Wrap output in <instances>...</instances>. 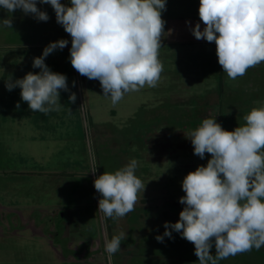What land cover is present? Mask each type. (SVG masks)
<instances>
[{
  "label": "rangeland",
  "instance_id": "1",
  "mask_svg": "<svg viewBox=\"0 0 264 264\" xmlns=\"http://www.w3.org/2000/svg\"><path fill=\"white\" fill-rule=\"evenodd\" d=\"M37 4L53 13L48 16L54 27L43 29L46 23L39 22L37 33L28 28L16 42L34 45H0V264H82L78 255L86 251L87 264L94 257L96 264H198L194 245L179 233L172 231V238L163 242L156 239L165 222L179 220L183 178L211 158L208 153L203 159L194 155L186 137L204 118H216L228 131L243 125L244 115L264 105V63L236 80L222 72L221 90L219 75L212 71L218 63L215 42L197 40L190 30L196 23L201 30L205 27L199 20V0H166L161 80L155 88L126 94L113 106L98 80L72 67L71 37L57 23L51 5ZM62 4L70 6L69 0ZM8 15L0 8V20ZM12 18L18 25L22 18L32 24L35 20L21 10ZM59 39L68 45L46 57L45 64L66 75L70 91H60L61 111L33 113L21 100V89L8 91L5 83L39 73L33 58ZM70 93L76 94L75 103L69 102ZM131 159L138 161L136 175L145 189L134 211L105 218L98 211L101 196L93 182ZM121 231L127 239L109 259L105 240ZM211 253L215 255L214 246ZM219 264H264V247Z\"/></svg>",
  "mask_w": 264,
  "mask_h": 264
},
{
  "label": "clouds",
  "instance_id": "2",
  "mask_svg": "<svg viewBox=\"0 0 264 264\" xmlns=\"http://www.w3.org/2000/svg\"><path fill=\"white\" fill-rule=\"evenodd\" d=\"M37 2L0 0V8L11 14L0 20V27L12 29L16 10L47 22L49 16ZM39 3L51 5L57 23L70 35L72 67L81 76L98 80L103 97L113 106L126 94L158 86L164 70L159 50L166 0H70V6L61 0ZM198 15L205 27L201 30L196 23L191 33L197 40L215 42L218 63L229 79L243 77L264 63V0H199ZM68 43L66 39L50 42L41 56L33 58L32 67L39 68V73L6 81L8 91L21 89V100L33 113L62 110L60 91H70L67 77L53 72L45 58ZM76 98L70 93L68 99L75 103ZM243 120V125L228 131L216 118H204L186 137L194 155L203 159L208 153L211 158L183 178L185 195L179 203L184 208L179 220L165 222L164 233L156 239L163 242L164 237L172 238V231L179 233L194 245L198 264H219L264 247V105L253 107ZM137 167L138 161L131 159L95 178L94 188L101 196L98 211L105 218H123L135 210L146 186L136 175ZM126 239L127 233L121 231L105 240L109 259Z\"/></svg>",
  "mask_w": 264,
  "mask_h": 264
},
{
  "label": "crops",
  "instance_id": "3",
  "mask_svg": "<svg viewBox=\"0 0 264 264\" xmlns=\"http://www.w3.org/2000/svg\"><path fill=\"white\" fill-rule=\"evenodd\" d=\"M61 3H62V0H61ZM39 4H37V7H40V6H38ZM44 6L46 7V6H50L49 4H44ZM51 8V7H50ZM47 9V8H46ZM40 10H42L41 9V7H40ZM50 11H48V13L47 14H50L49 16H51L53 13H49ZM2 19H4V18H2ZM1 19V20H2ZM21 22V24L22 23H24L25 22V24L24 25H21V24H19L18 25V22H17V20L15 21V18L13 19V26H12V29H9V28H4V27H0V45H7V46H9V45H13V46H31V45H34V44H28V43H21V44H19L18 45V43L16 44V42H19L20 41V39L21 38H24L25 37V33L27 32V29L28 28H30V30H32V32L33 33H37L38 32V30H39V27H38V25H39V22H43V21H38V20H33V22L34 23H36V26H35V24L33 23H29V21H27L26 19H24V18H22V20H20ZM48 21H50V20H48ZM44 23H46V25L47 26H44L43 24H41V28H46L47 27V30L49 29V25L48 24H51L52 26L54 25V24H52V22L50 21L49 23L48 22H44ZM21 25V26H20ZM56 25V24H55ZM19 27H23V28H19ZM54 27V26H53ZM19 28V29H18ZM38 29V30H37ZM51 31V30H50ZM19 33H21V34H23V35H18ZM9 39H12V40H10L9 41ZM19 40V41H18ZM22 41V40H21ZM39 45V44H38ZM8 75H9V77H10V75H13L12 73H8ZM12 78V77H11ZM40 235L41 236H43V231H41V233H40ZM47 236H49V235H47ZM80 244H83V242L82 243H79V245ZM74 249H78V248H74ZM93 250H95V249H93ZM86 253H87V251L86 252H83V253H81L80 255H78L80 258H82V261L81 262H83L82 264H87L85 261H84V257H85V255H86ZM64 259H66V258H64ZM71 262H73V263H76L77 261H75L73 258L72 259H69ZM90 264H96V258L94 257V258H91L90 259Z\"/></svg>",
  "mask_w": 264,
  "mask_h": 264
},
{
  "label": "trees",
  "instance_id": "4",
  "mask_svg": "<svg viewBox=\"0 0 264 264\" xmlns=\"http://www.w3.org/2000/svg\"><path fill=\"white\" fill-rule=\"evenodd\" d=\"M70 2V0H69ZM216 54V53H215ZM217 63V62H216ZM212 71L215 72L216 74L219 75V78H220V86H221V90H222V69L221 67H219L218 63L217 64H213V68H212ZM175 118H170V121L174 120ZM169 121V120H168ZM179 122H175L174 125H177ZM173 125V126H174ZM171 126V127H173Z\"/></svg>",
  "mask_w": 264,
  "mask_h": 264
}]
</instances>
